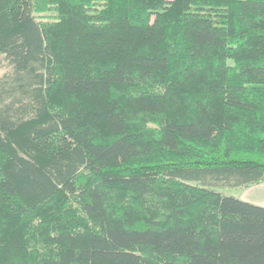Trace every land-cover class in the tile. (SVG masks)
<instances>
[{"label": "trees", "instance_id": "1", "mask_svg": "<svg viewBox=\"0 0 264 264\" xmlns=\"http://www.w3.org/2000/svg\"><path fill=\"white\" fill-rule=\"evenodd\" d=\"M0 264H264V0H0Z\"/></svg>", "mask_w": 264, "mask_h": 264}, {"label": "rangeland", "instance_id": "2", "mask_svg": "<svg viewBox=\"0 0 264 264\" xmlns=\"http://www.w3.org/2000/svg\"><path fill=\"white\" fill-rule=\"evenodd\" d=\"M10 67L7 63L0 57V75L5 71L9 70ZM219 190L227 195H234L241 199L254 202L264 206V183H259L251 186H225L219 187Z\"/></svg>", "mask_w": 264, "mask_h": 264}]
</instances>
